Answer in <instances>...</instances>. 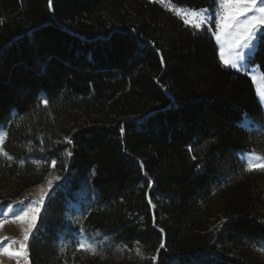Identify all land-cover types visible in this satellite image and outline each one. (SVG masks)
I'll return each mask as SVG.
<instances>
[{
	"label": "trees",
	"instance_id": "obj_1",
	"mask_svg": "<svg viewBox=\"0 0 264 264\" xmlns=\"http://www.w3.org/2000/svg\"><path fill=\"white\" fill-rule=\"evenodd\" d=\"M248 63L264 79V43ZM0 128V209L59 177L27 264H264V168L237 157L264 158L260 106L211 31L147 0H0Z\"/></svg>",
	"mask_w": 264,
	"mask_h": 264
},
{
	"label": "snow or ice",
	"instance_id": "obj_2",
	"mask_svg": "<svg viewBox=\"0 0 264 264\" xmlns=\"http://www.w3.org/2000/svg\"><path fill=\"white\" fill-rule=\"evenodd\" d=\"M213 3L218 5V10L215 16L208 15V9H202L199 11H191V19H185V25L192 24L195 29L201 30L203 25L211 23L215 20V38L217 43L221 44L220 58L225 64L231 65L232 68H237L236 60H243L247 56L248 52L241 53L240 49L251 51L256 48L258 43H264V4H258V0H212ZM49 10L52 9V0H48ZM177 15H180V10L177 9ZM252 13L251 15H248ZM187 15V13H185ZM197 17L199 19H197ZM244 17V19H241ZM195 34V32H194ZM227 43L230 56L233 50H236V56L229 59H225V47ZM255 81V76L252 77ZM47 103V101H44ZM248 118L245 117V120ZM71 143V140L68 141ZM70 156L71 153H68ZM55 162H53L54 166ZM258 167H264V165H258ZM251 170V168H249ZM59 179V177H57ZM51 187V182H49ZM20 205H24V201H18ZM37 202H29L28 206L19 208L10 213L16 220L23 221L28 219V227L24 231L23 240L20 241V247L18 251H10L5 247L3 250L8 255H14L17 257L23 256L26 250V243L29 240V235L32 234V230L36 225L37 214L40 213L41 208L38 206H31ZM39 204H44V196L40 197ZM11 207V206H10ZM0 214H3L0 212ZM34 235V234H33ZM80 248L88 247L84 244L79 246ZM163 247V245H161ZM155 259V257H153Z\"/></svg>",
	"mask_w": 264,
	"mask_h": 264
},
{
	"label": "rangeland",
	"instance_id": "obj_3",
	"mask_svg": "<svg viewBox=\"0 0 264 264\" xmlns=\"http://www.w3.org/2000/svg\"><path fill=\"white\" fill-rule=\"evenodd\" d=\"M258 4H264V0H258ZM218 10V5L216 4V8L211 11H208V15L214 17L215 13ZM252 13H249L248 15H251ZM241 19H244V17H241ZM213 24V29L211 30V35L214 39V42L216 44V47L218 49V57L221 62V64L227 68H230L238 73L246 75L252 82V85L254 87L255 95L257 102L260 106L261 111V117H262V129L264 131V79L258 70L257 67L249 65L248 61L253 56L255 48L251 51L240 49L239 51L241 53L248 52L247 56L243 60H236V63L238 65L237 68H232L231 65L225 64L221 58H220V50H221V44L217 43L214 32H215V20L213 19L211 21ZM224 47L226 49L225 51V59H229L231 57L236 56V50H233L231 53V56L229 52L227 51L228 45L227 43L224 44ZM253 76H255V81L253 80ZM245 125H252V129H259L258 123H252L251 120L244 119ZM5 141V131L0 128V153L2 152V146ZM237 157L241 163H243L247 168L251 169H261L264 167H258V165H264V158L258 156L255 153H249L245 151H241L237 153ZM49 182H51V187L49 186ZM57 182V179L53 173H50L48 178L44 183L41 185L28 190L25 192L22 196V198L19 201H24V205H20L17 202L13 203V207L9 208L8 210H2L0 209V212L3 214H0V264H27V257H26V250L23 256L17 257L14 255H8L4 252V248L7 247L10 249V251H18L20 247V241L23 240L24 231L28 227V219H25L23 221L16 220L12 215H10L11 212L18 210L19 208L25 207L29 205V202H37L36 204H33L31 206H38L42 208V205L38 202L40 201V197L44 196L45 199L50 195L52 192L55 184ZM39 214H37L38 217ZM37 221V219H36ZM34 230V228H33ZM32 230V232H33ZM31 235V234H30ZM29 235V236H30ZM27 243V242H25ZM262 251L264 253V247L262 248Z\"/></svg>",
	"mask_w": 264,
	"mask_h": 264
},
{
	"label": "built area",
	"instance_id": "obj_4",
	"mask_svg": "<svg viewBox=\"0 0 264 264\" xmlns=\"http://www.w3.org/2000/svg\"><path fill=\"white\" fill-rule=\"evenodd\" d=\"M147 1L157 4L160 8L165 10L167 13L178 17L182 21H184L185 19H191V15H190L191 10H187L179 6H176L175 4L171 3L169 0H147ZM177 9L180 10V13H181L180 15H177V11H176ZM185 13H187V15H185ZM197 19L199 18L197 17ZM189 26L194 28L192 24H189ZM212 29H213V24L209 23L207 25H203L201 30H197V29L196 30L197 31H211Z\"/></svg>",
	"mask_w": 264,
	"mask_h": 264
}]
</instances>
